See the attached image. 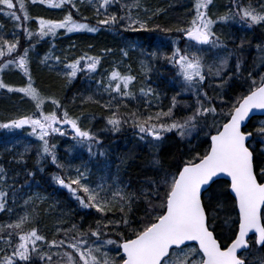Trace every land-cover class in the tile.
<instances>
[{"label": "snow or ice", "instance_id": "snow-or-ice-1", "mask_svg": "<svg viewBox=\"0 0 264 264\" xmlns=\"http://www.w3.org/2000/svg\"><path fill=\"white\" fill-rule=\"evenodd\" d=\"M29 2L62 9L65 5L77 8V0H0V15L15 25L12 39H7L0 24V74L5 69L14 68L27 78L25 86L15 87L5 83L0 75V90L22 93L34 106L30 114L0 123V129H23L27 126L30 129L28 135L39 142L36 146L37 163L50 158L57 168L65 167L56 154V145L50 143L54 135H67L65 125L70 126L74 134L72 138L78 144L86 145L90 154L92 145L101 143L91 130L80 126L81 117L70 115L59 99L45 96L34 86L32 54L46 38L54 41L60 30L66 34L95 33L99 31L98 26L110 27L126 21L125 31H174L182 34L189 46L184 49L174 47L171 55L164 58L176 67L182 88L190 91L195 101L186 105L190 112L181 119L175 117V96L167 111L161 109L147 115L137 112L121 114L119 105L112 110V100L116 99L112 94L135 98L130 85L136 77L122 74L114 68L106 85L103 81L98 82L112 97L104 105L111 110L106 123L113 132H119L124 124H132L139 140L156 150L157 156L152 161L156 177L148 181L147 191L141 189L137 193L126 192L120 187L118 178L112 184L92 186L88 182L87 170L79 168L75 170L74 177L54 175V181L67 189L80 207L94 209L99 214L94 221L95 227L89 225L84 229L76 223L68 227L58 226L55 233L58 238L48 240L37 227L25 230V225L34 222V217L25 213L13 222L0 224V241L6 245L0 248V264H36L37 261L41 264H248L244 253L250 246L264 247V120L257 121L252 130H248L253 117L264 116V72L254 71L264 66V46L257 45L258 63L254 61L252 70L246 68L240 57L230 65L234 52L219 57L213 64H205L198 54L201 49L196 46L225 49L215 25L236 18L249 27L264 24V4L261 5L262 10L257 11L251 5L242 6L239 0H233L235 11L229 9L228 14L214 19L209 15L213 0H195L191 20L185 26L173 29L160 25L149 28V21L159 14V9L146 19L133 16V8L142 7L141 0L122 4L124 15L109 14V8L120 0H87L95 8L96 15L104 17L97 20L98 26L77 21L71 12L61 19L34 18L28 10ZM143 11L147 13L149 10L143 8ZM33 19L37 24L35 31L26 26ZM18 32H22L28 41V46L22 50ZM239 47H243V42ZM55 49V43H51L39 62L49 68L53 67L50 61L55 65L63 64V75L69 83L78 72H95L101 63V56L86 53L71 62H64L61 56L55 55ZM104 51L107 53L111 49ZM121 52L128 56L126 50L121 49ZM149 55L156 58L158 54L152 52ZM210 80H219V83L209 84L220 89L216 96H210L205 90ZM233 81H239L244 90L229 100L226 99L227 90ZM140 93L156 95L152 89L146 91L141 88ZM88 100L92 97L89 96ZM46 103L51 104L50 110L45 109ZM194 131L203 132L208 138L207 148L202 153L197 151L187 159H181L174 170L165 168L158 157L165 135L174 132L183 140ZM257 140L261 145L259 148L256 147ZM29 150L26 146L24 153ZM24 153L19 154L18 162L23 161ZM28 175L34 173L29 172ZM221 177L228 178L226 186L219 183ZM0 182L7 183L4 167H0ZM8 196L7 191L0 189V211H12L7 206ZM229 197L233 209H238V212L232 221L231 235L222 237L217 232V209L223 206L222 201L227 203ZM32 200L29 197L24 204L28 205ZM141 201L145 204L143 215L131 216L134 205ZM117 212L120 213L118 218Z\"/></svg>", "mask_w": 264, "mask_h": 264}, {"label": "trees", "instance_id": "trees-1", "mask_svg": "<svg viewBox=\"0 0 264 264\" xmlns=\"http://www.w3.org/2000/svg\"><path fill=\"white\" fill-rule=\"evenodd\" d=\"M257 1H262V3H264V0ZM194 2L195 0H142V7L139 10L143 11V8L149 10L147 13L143 12L145 15L144 19L157 9L160 10L159 14L153 16L149 21V28L160 25L164 28L174 29L176 27L185 26L191 20L194 15ZM239 2L242 6H244L246 2L252 3L251 0H241ZM125 3L131 4L132 1L120 0L119 3H114L109 8V14L115 13L117 15H124L121 5ZM77 9L79 10L77 11ZM229 9L233 11L232 0H213V4L209 6V15L216 19L221 15L228 14ZM28 10L30 15L34 18L44 17L51 19H61L65 14L71 12L74 19L89 23L92 26H98L97 20L104 18L103 15L99 17L96 15L95 8L89 4L87 0H84L83 3L77 0V8H71L70 5H65L62 9H51L46 5H41L39 3L33 5L29 2ZM132 14L134 16V11H132ZM0 24L3 25L2 34L5 38L12 39L11 32L15 28L14 22L0 15ZM125 24L126 21H121L110 27L98 26L99 31L95 33L80 32L66 34L64 30H60L54 41H52L51 38H46L45 41L37 45L35 53L32 54L31 71L34 86L41 90L42 94L45 96H54L59 99L69 111L70 115L81 117L80 126L84 129L91 130L101 141L99 145L95 143L92 145L91 154L86 151L82 154V157H90V159L95 160V163L98 164L107 162L112 168L119 170V174L123 179L120 180L128 189H131V191L128 190V192L136 191L139 193L141 189L147 191L148 181L156 177V171L152 164L153 158L157 156L156 150L147 145L144 146V143L138 138L137 130L130 122L124 124L119 132L111 131L110 126L106 123V118L111 115V110L104 107L106 102L96 98L91 88H93V86H98V82L102 81L103 76L110 71L114 57H116L114 56L115 54L119 53L122 55V58L119 59L124 60L129 68L133 66L135 70H137V68L133 64L134 57L139 55L142 59V56L146 55L145 58L151 63V67L150 74L143 80L144 84L142 88L146 91L152 89L158 95V90L164 94H168L169 92V96L165 97L164 94L159 95L161 99V102H159V98L157 99V97L148 95L147 97H150V102L143 103L144 105L138 104L137 106L133 102L119 100L112 106L119 105L121 114L137 112L138 114L147 115L159 111L152 109L153 104L159 106L163 104V110L167 111L171 106L172 97L175 96L177 100V106L174 109L175 117L176 119H181L183 116L189 114L187 111H190L189 108L186 107L191 100L189 98L190 91L182 88V80L177 75L176 67L169 63L164 56H170L174 47L184 49L189 46V42L182 34L174 31L171 33L160 31H125ZM26 26L35 31L37 28L35 19L30 21ZM216 27L222 28L218 29L222 32H224L225 29L227 33L230 31L228 29L229 27L237 28L235 25L223 22L219 23V25L216 24ZM256 30L257 31L252 30L247 32L242 41L238 40V43L235 44L239 47L241 42H243V47L239 48H245L244 52H251L253 54V59L249 60V62L252 63V68L254 61L258 63V56H255V53H253L255 50H247V47L251 46L257 48V45L264 46V28L258 27ZM18 35L20 36V47L22 50L24 47L28 46V41L22 32H18ZM104 35L116 40L118 44H113L108 38L102 39L101 37ZM173 41L177 43L173 44ZM51 43H55L56 45L55 55L61 56L64 62H71L86 53L90 56H101V63L98 65L95 72H88L87 70L78 72L77 77L69 83L63 75L65 71L63 64L55 65L54 61H50L49 63L52 64L53 67L49 68L39 62L40 58L48 52ZM133 45H135V47H133ZM68 46L72 47V50H69L71 56H67L65 52V48ZM196 47L204 48L201 46ZM105 49H111V51L106 53L104 51ZM121 49L128 52L127 57L123 56ZM191 50L195 51L196 49ZM152 52L158 54L156 58L149 55V53ZM36 53H39V56H37ZM205 53H207V51L201 50L198 54L203 57L206 63ZM244 54L245 53H241V56ZM115 59V61H118V57ZM242 60L245 64V59ZM245 66L248 68L247 64H245ZM0 75H2L5 83L15 87H23L27 83V78L14 68L5 69ZM209 88L205 86L206 91L213 96H216L220 92V89L215 87L214 89L211 87L209 92ZM140 89L141 88L137 89V92H140ZM243 90L240 84H232L227 90L226 99L230 100L234 98ZM177 93H179V95H177ZM89 96L92 97V100H88ZM136 97L137 98L132 101L141 100L138 95ZM95 101H99V103ZM33 107L32 102L27 97H24L22 93H9L6 89L0 90V123L7 122L21 115L30 114ZM51 107L50 103H46V110H50ZM259 120L264 119L254 118L252 122L249 123L248 130H252L253 124ZM29 131L30 129L26 126L23 129H0V167L5 168L8 182L13 190L17 188L22 189L23 187L33 188L34 190L45 193L50 199L48 202L49 206L42 207V210L38 211V214L34 218L36 221L35 227H37L40 234L45 235L48 240L58 238L55 235L58 226L68 227L71 223H76L82 225L84 229H87L89 225L95 227L94 221L99 218V214L96 213L94 209H84L80 207L69 191L62 188L54 181L53 176L61 175L65 178L68 176L74 177L77 168L81 171L91 168L90 172H94L96 168L92 167L90 164L84 165L83 162L80 164L78 162L72 164L70 161L64 160L65 152L71 149L70 140L61 139L58 136L52 137L50 143L56 145V154L60 163L65 165V167L63 169L57 168L51 163L50 158L37 163L36 146L39 142L36 141L34 137L28 135ZM207 139L208 138L203 132L197 131H194L192 136L183 140L174 132L169 133L161 144L158 157L165 168L174 170L181 159H187L190 154H194L197 151L202 153L208 146ZM255 143L257 148L261 146L258 140L255 141ZM26 146L29 147L30 150L24 153ZM3 147H12V149L11 151H4ZM18 152L24 153L22 162L15 160L16 153ZM101 152L104 153V155H99ZM90 159H88V161ZM146 168L150 170V173L143 177L139 175L141 170ZM40 169H43V171ZM29 172L34 173V175L29 176ZM219 183L221 185H227L225 181H219ZM5 187L6 185L0 182V189L7 192L12 190H6ZM228 200H231V198L229 197ZM17 204L18 202L13 203L8 196L7 206L9 208L11 206L16 208ZM144 207L145 204L141 201L138 205H134L130 215L133 217L142 216ZM15 212L16 209H13L11 212L0 211V221L12 213L15 214ZM109 215L111 216L112 214ZM115 215L116 218H118L120 213L117 212ZM45 220H50V224L46 225ZM217 232L219 233L218 230ZM112 238L115 239L116 237L113 236ZM0 247L2 246L0 245ZM42 247L44 250H47L46 245ZM252 251H256L257 254H259L260 260L264 261V247L258 248L256 245L252 244ZM36 264H41V262L37 261Z\"/></svg>", "mask_w": 264, "mask_h": 264}, {"label": "rangeland", "instance_id": "rangeland-1", "mask_svg": "<svg viewBox=\"0 0 264 264\" xmlns=\"http://www.w3.org/2000/svg\"><path fill=\"white\" fill-rule=\"evenodd\" d=\"M130 1H132V0H130ZM239 1H241V0H239ZM251 1H252V3L246 2L244 6L251 5L257 11L262 10L260 8H256V6H258V4H261V3H258L257 0H251ZM133 9H134L133 10L134 16L139 15L141 19H144V17H145V15L143 13L144 11H140L139 9H136V8H133ZM228 24L235 25L236 27H238L239 30H243V31H241V36H240L241 41L244 38V34L246 35L244 30L245 29L249 30L251 28V26L249 27L248 25H245L244 23H242V25H240L239 18H236L235 20H230L228 22ZM218 29H222V28L215 27V31H216L217 35H219L221 37V40L226 45V48L222 49V50H217V49H212L208 46H201V47H204V48H200L201 50H205V52L207 51V53L204 54L206 57L205 58L206 59L205 64H213L214 62L218 61L219 57L225 56L229 52H234L235 55L232 56L229 60L230 65L235 63L236 57H240L242 59H245V64H247L249 67V65H250L249 60L253 59V54L251 52L246 53V52H244L245 48L243 50V49H240L239 47H237L235 45V40L231 36L232 31H230V33H227V31L225 32V30H224V32H222ZM227 42H231L232 45L229 46L228 45L229 43H227ZM248 49L255 50L254 52H256V49L254 47L249 46V47H247V50ZM69 50H72L71 46H68L65 48V52H66L67 56H71V53ZM241 53H245V54L243 56H241ZM258 55H259V53H258ZM114 56L118 57V61H115L116 57H114L112 67H111L110 71L103 76L102 81L104 82L105 85L107 84V82H108L107 78H108L110 72L114 68L117 69L118 71H120L122 74H130V75L135 76L136 79L130 85L132 92L135 93V98L120 97V96H117L115 93H113L112 96H115L116 99L112 100V97H110L108 92L104 91V87L101 86L100 84H98V86H93V88H91L93 90L94 96H96V98H98L100 100H103L104 102H106V104L109 102V100H112V105L117 103L119 100L120 101L133 102L136 106L138 104L144 105L147 102L149 103L150 97L148 98L147 97L148 95L145 96V95H142L140 92H137V89L142 88V86L144 84V81H143L144 76L148 77V74L150 73L151 63L145 58L146 55L142 56V59L140 60V65L138 67V74H136V75L131 72L129 67L125 64L124 60L119 59V58H122V55L117 53ZM142 62H143V67H142ZM216 83H219V80H210L206 83V86L208 88L209 87L211 88L212 86H209V84H216ZM210 88H209V92H210ZM213 89H214V87H213ZM173 91H174V89H173ZM208 94L210 96H213L211 93H208ZM137 95L139 96V98L141 100L132 101V100L137 98L136 97ZM149 96H153V97L158 96V98H159L158 94H156L155 96L154 95H149ZM189 98L191 99L189 101V104L194 103L195 97L192 95L191 92H189ZM159 102H161L160 98H159ZM103 104H105V103H103ZM161 106H159L157 104H153L152 109H155V110H161L162 109L163 110L164 109L163 104H161ZM115 107L116 106H113L112 109L115 110ZM187 112L189 113L190 111H187ZM209 123H211V119H209ZM64 129L66 130L67 135H65V136L54 135L53 136V137L58 136L61 139H66V140L69 139L70 140V141L69 140L68 141L71 145V149L69 151L65 152V159L64 160L70 161L72 164H76L77 162L80 164L83 162L84 165H87L88 159H90V157H88V158L82 157V154L84 152L88 151L87 146L78 144L77 141L72 138L73 133L66 127H64ZM213 131H214V129H213ZM193 133H192V135H193ZM168 134L169 133H167L165 135V137H167ZM145 145L146 144L144 143V146ZM3 149H4V151H11L12 147H9V148L3 147ZM80 152H81V154H80ZM94 168H96L94 172H90L89 170L86 169L87 170L86 175L88 178V182L92 186H96L97 184H106V185L112 184L118 178V180L120 182V187L124 188L125 191L128 192L129 189L126 190V185L121 181L123 179H122L121 175L119 174L118 169L112 168L111 165L108 164L107 162H102L101 164L95 163ZM3 184L6 185V187H5L6 190L12 189L10 187L9 182H8V178H7V183L6 184L3 183ZM8 193H9V198H11V201H13V199H15V202H18L16 208H14L13 206L10 207L12 210L16 209V212H15V214L12 213L11 215L6 217L5 219H2L0 221V224H6V223L13 222V221L17 220L19 216L24 215L25 213H29L30 215H32L35 218L36 215L38 214V211L42 210V207H48L49 206L48 202L50 199L48 198V196L39 190H34L33 188L23 187L22 189L21 188L20 189L17 188L16 190L12 189V190H9ZM29 197H32L33 200L28 205H25L24 201L27 200ZM230 203H231V200H227V203H223V201H222L223 206L221 208L217 209V212H218V216H217V220H216L217 230L219 231V233L222 237H227V236L231 235L230 230L233 226L232 221L235 220V210L233 209V207L231 205L232 203L231 204ZM226 220H227V223H226ZM35 222L36 221L34 219L33 223L25 225V230H28L31 227H35ZM45 222H46V225L50 224V220H45ZM46 228H48V227H46ZM0 245L2 246L0 248L6 247V245H4L2 241H0ZM10 251H11V249H9V252ZM54 259H55V257H54ZM259 261H260V258H259Z\"/></svg>", "mask_w": 264, "mask_h": 264}, {"label": "bare ground", "instance_id": "bare-ground-1", "mask_svg": "<svg viewBox=\"0 0 264 264\" xmlns=\"http://www.w3.org/2000/svg\"><path fill=\"white\" fill-rule=\"evenodd\" d=\"M230 31H232V34H231V36L233 37V39L235 40V44L236 43H238V40H240V36H241V30H239L238 29V27L237 28H234V27H229L228 28ZM225 30V29H224ZM226 31V30H225ZM230 31H229V33H230ZM102 39H105V38H108V36H106V35H104L103 37H101ZM108 40H110V41H112L113 42V44H118V42L116 41V40H114V39H112V38H108ZM244 50V49H243ZM140 60H141V58L139 57V55H137V57H134V59H133V64L135 65V67L137 68V70H135L134 69V67L132 66L131 68H129L130 70H131V72L132 73H134L135 75L136 74H138V67H139V65H140ZM131 66V65H130ZM129 67V66H128ZM150 74V73H149ZM148 74V75H149ZM145 78H147L146 76H144V79ZM158 92H159V95H161V94H164V93H162L160 90H158ZM165 95V97H168L169 96V92H168V94H164ZM20 153L18 152V154L16 153V156H15V160L16 161H19L20 159V155H19ZM88 164H90L92 167H94V165H95V160H92V159H90L89 161H88ZM148 173H150V170L148 169V168H146V169H143V170H141V172L139 173V175H141L142 177L143 176H145L146 174H148ZM143 183V182H142ZM128 189V187H126V190ZM130 191H131V189H129Z\"/></svg>", "mask_w": 264, "mask_h": 264}, {"label": "flooded vegetation", "instance_id": "flooded-vegetation-1", "mask_svg": "<svg viewBox=\"0 0 264 264\" xmlns=\"http://www.w3.org/2000/svg\"><path fill=\"white\" fill-rule=\"evenodd\" d=\"M251 68H252V65H251ZM246 74L247 73H245V75ZM234 83L240 84L239 81H233V82H231V85L234 84ZM236 214H237V211L235 210V219H236ZM244 254L247 257L248 264H264V262L263 263H260L259 261H257L256 256L254 255V253L250 249L248 251H246V253H244Z\"/></svg>", "mask_w": 264, "mask_h": 264}, {"label": "water", "instance_id": "water-1", "mask_svg": "<svg viewBox=\"0 0 264 264\" xmlns=\"http://www.w3.org/2000/svg\"><path fill=\"white\" fill-rule=\"evenodd\" d=\"M255 117H264V116L257 115ZM255 117H253V118H255ZM220 180H226L227 182H229L228 178H226V177H221ZM237 211H238V209H237ZM250 235H252V234H250Z\"/></svg>", "mask_w": 264, "mask_h": 264}]
</instances>
